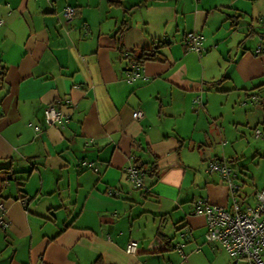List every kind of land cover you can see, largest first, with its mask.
<instances>
[{
  "label": "crops",
  "instance_id": "1",
  "mask_svg": "<svg viewBox=\"0 0 264 264\" xmlns=\"http://www.w3.org/2000/svg\"><path fill=\"white\" fill-rule=\"evenodd\" d=\"M262 36L264 0H0V264H246L206 240L195 208L232 206L213 159L239 168L243 207L264 186V161L250 177L242 157L245 143L264 149ZM245 97V124H227ZM52 101L63 125L46 120ZM138 158L158 166L141 188L127 172Z\"/></svg>",
  "mask_w": 264,
  "mask_h": 264
},
{
  "label": "built area",
  "instance_id": "2",
  "mask_svg": "<svg viewBox=\"0 0 264 264\" xmlns=\"http://www.w3.org/2000/svg\"><path fill=\"white\" fill-rule=\"evenodd\" d=\"M67 19L72 20L76 15V7L68 5L64 8ZM205 37L196 31H189L183 38L187 47L197 51L207 49L204 44ZM255 52H264V37L258 42ZM142 66L136 62H130L126 69L129 82L136 80L141 75ZM143 115L141 110L134 112V117ZM45 117L50 125H63L64 112L58 102L52 101L45 107ZM40 130V126H35ZM258 135L261 131L257 130ZM206 170L209 173L218 172L227 182L233 193V203L230 208L227 206L211 203L208 200H200L195 212L204 213L207 217V231L205 238L208 241L220 242L226 250L237 258L246 260V264H264V186L256 194L254 205L243 207L238 201L235 192L241 184L236 180L234 168L226 159H213L209 161ZM128 178L136 187L145 185L146 171L130 165L127 167ZM9 221L6 218L5 202L0 201V228H6ZM139 242L131 240L126 250L134 253Z\"/></svg>",
  "mask_w": 264,
  "mask_h": 264
},
{
  "label": "rangeland",
  "instance_id": "3",
  "mask_svg": "<svg viewBox=\"0 0 264 264\" xmlns=\"http://www.w3.org/2000/svg\"><path fill=\"white\" fill-rule=\"evenodd\" d=\"M248 99L249 98H246V97L243 99H240L241 101H243L245 103L247 102L246 108H244L245 110L243 109L241 111H236L235 113L233 111H224V113L226 115L225 122L227 124L229 121L233 122L232 118H234V117H237L238 120H242L241 122H243L245 124V122H246V111H249L252 108H254V105L252 104V102L253 103L256 102L255 100H250V99L248 100ZM231 126L234 127V124L231 123ZM254 126L255 125H253V127ZM244 140H245V142H248V138H244ZM256 147H257L256 144L249 146L248 143H245L243 145V155H242V157L244 159L243 161L248 164V166L246 167V168H248V171H246L245 174L250 176V177H253L254 173L258 174L260 172V170H258V166H260L259 162L262 160L264 161V149L261 146H258V148H256ZM233 166H234L235 170L239 169L238 167H236V164L234 165V163H233ZM239 172L240 173L244 172V170H240ZM244 193H245V189H243V188L240 189V191L238 193L239 198H242ZM173 233L175 234L174 240H175V238L180 237V234H178V230H176V231L174 230Z\"/></svg>",
  "mask_w": 264,
  "mask_h": 264
},
{
  "label": "trees",
  "instance_id": "4",
  "mask_svg": "<svg viewBox=\"0 0 264 264\" xmlns=\"http://www.w3.org/2000/svg\"><path fill=\"white\" fill-rule=\"evenodd\" d=\"M239 17V15H232V17ZM186 35V34H185ZM262 37H264V36H262ZM207 50V49H206ZM205 50V51H206ZM205 51H199L200 53H203V52H205ZM161 55H159L156 51H155V49H153L152 51H147V50H143L142 51V53H141V55H139V56H135L134 57V62H136V63H138V64H143V62L145 61V60H147V59H151V58H158V57H160ZM142 66V65H141ZM218 83V82H217ZM133 166H135V167H137L138 169H142V170H145L146 171V175H148L150 178H155V177H157L158 176V166H157V164H156V161H154V162H152L151 164H150V166H145V163H143L142 161H141V159H135V162L132 164ZM131 182V181H130ZM132 183V182H131ZM134 186V185H133ZM145 186V185H144ZM144 186H140V187H138V188H141V187H144ZM134 187H136V186H134ZM240 189H241V186H240V188L235 192V196H237V198H238V201L240 202V204L243 206V204H242V201H241V198H239V196H238V193H239V191H240ZM257 194V193H256ZM242 198H243V196H242Z\"/></svg>",
  "mask_w": 264,
  "mask_h": 264
}]
</instances>
